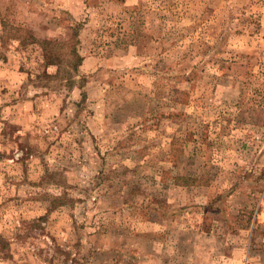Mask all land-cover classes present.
Here are the masks:
<instances>
[{
    "label": "rangeland",
    "instance_id": "obj_1",
    "mask_svg": "<svg viewBox=\"0 0 264 264\" xmlns=\"http://www.w3.org/2000/svg\"><path fill=\"white\" fill-rule=\"evenodd\" d=\"M0 264H264V0H0Z\"/></svg>",
    "mask_w": 264,
    "mask_h": 264
},
{
    "label": "trees",
    "instance_id": "obj_2",
    "mask_svg": "<svg viewBox=\"0 0 264 264\" xmlns=\"http://www.w3.org/2000/svg\"><path fill=\"white\" fill-rule=\"evenodd\" d=\"M80 59H82V60H83L82 56H80Z\"/></svg>",
    "mask_w": 264,
    "mask_h": 264
}]
</instances>
